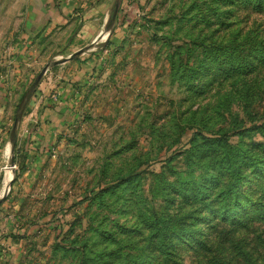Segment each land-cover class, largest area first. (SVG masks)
<instances>
[{
  "label": "rangeland",
  "instance_id": "rangeland-1",
  "mask_svg": "<svg viewBox=\"0 0 264 264\" xmlns=\"http://www.w3.org/2000/svg\"><path fill=\"white\" fill-rule=\"evenodd\" d=\"M102 9L93 42L57 23L31 50L0 0V264H264V179L243 180L228 217L234 192L204 205L180 182L215 172L207 134L261 152L264 0Z\"/></svg>",
  "mask_w": 264,
  "mask_h": 264
},
{
  "label": "trees",
  "instance_id": "trees-1",
  "mask_svg": "<svg viewBox=\"0 0 264 264\" xmlns=\"http://www.w3.org/2000/svg\"><path fill=\"white\" fill-rule=\"evenodd\" d=\"M120 1L121 0H117V3ZM35 87L36 85L34 82H32L30 88H28L26 91L27 94L35 93ZM262 123H264V121ZM252 125L255 126L260 124L253 122ZM204 140L208 141L210 144L221 145L224 147L217 158L218 165H214L212 167L214 168L215 172L212 173L209 171L208 173L203 174L202 178L200 179L193 178V180H190L191 184H187L185 180H180V182L183 184L185 182L186 184L184 185H188L187 187L184 186L186 189H195V195L198 197H208L204 200V205H210L214 201H222L225 198L224 196L228 194V191L234 192L236 198L232 201L231 206H228L226 209H219L217 212L218 215H227L226 217H228L232 211L235 212V210H238L240 206L245 203V201L242 202L239 199V194L241 191L240 187L243 180L252 176L264 179V142L255 141L254 147L261 150V152H255V150H249L248 146L243 147L231 142L229 139V132L226 131L207 134L204 137ZM227 171L231 172L232 179L230 181L228 180L227 182H224L223 178ZM210 175H212V178H208V181L212 182L204 184L205 177ZM206 185L210 186L206 187ZM206 188H211L213 195L207 194L208 190ZM206 194L208 196H206ZM185 195H187V193ZM213 207L215 208L216 206ZM262 209L263 208L260 210Z\"/></svg>",
  "mask_w": 264,
  "mask_h": 264
},
{
  "label": "crops",
  "instance_id": "crops-1",
  "mask_svg": "<svg viewBox=\"0 0 264 264\" xmlns=\"http://www.w3.org/2000/svg\"><path fill=\"white\" fill-rule=\"evenodd\" d=\"M19 4V12L13 11L15 16L19 19V23L22 24V30L26 35L32 37V43L30 49L35 48V42L33 43L34 38H37L38 35H41L43 32L47 35L51 34L52 29L57 25V23L64 24L66 28V32L72 34L76 33L78 35H84L86 38L88 35V31L94 30V34L90 37L87 43L93 42L97 39V36L102 34V29H98V25L95 26V21L97 18H107L108 11L107 9H102L100 12V6L108 3V0H16ZM21 8H25L21 11ZM95 15V17L93 16ZM84 18L85 23L81 25V27L76 31V26L74 25V20L80 18ZM95 21L92 24L87 23V21ZM91 25L90 30H88ZM98 36V37H99ZM27 46V44H26ZM25 47V46H23ZM93 57L96 56L95 52L92 54ZM64 59H70L65 56ZM91 57L86 59V67L90 64L92 65V61H90ZM90 69V68H88ZM73 84L70 83V86H67L68 89H72ZM72 86V87H71ZM2 111L0 108V116L2 115ZM6 119V120H5ZM6 121V122H5ZM7 118L1 116L0 117V131H3L6 127Z\"/></svg>",
  "mask_w": 264,
  "mask_h": 264
},
{
  "label": "water",
  "instance_id": "water-1",
  "mask_svg": "<svg viewBox=\"0 0 264 264\" xmlns=\"http://www.w3.org/2000/svg\"><path fill=\"white\" fill-rule=\"evenodd\" d=\"M116 12H117V6H116V8H115V10H114V12H113V17H115ZM81 50H82V48L77 49L74 53L70 54V56H72L73 54L78 53V52L81 51ZM45 68H46V67H43V69L41 70L39 76L42 75V73H43V71L45 70ZM16 124H17V118H16V121H15L14 126H13V135L16 133ZM13 178H14V176L11 177V179H13Z\"/></svg>",
  "mask_w": 264,
  "mask_h": 264
},
{
  "label": "bare ground",
  "instance_id": "bare-ground-1",
  "mask_svg": "<svg viewBox=\"0 0 264 264\" xmlns=\"http://www.w3.org/2000/svg\"><path fill=\"white\" fill-rule=\"evenodd\" d=\"M8 149H9V146H8Z\"/></svg>",
  "mask_w": 264,
  "mask_h": 264
}]
</instances>
